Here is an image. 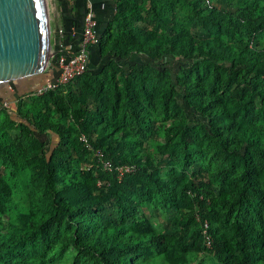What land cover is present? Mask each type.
Returning a JSON list of instances; mask_svg holds the SVG:
<instances>
[{
	"label": "trees",
	"instance_id": "trees-1",
	"mask_svg": "<svg viewBox=\"0 0 264 264\" xmlns=\"http://www.w3.org/2000/svg\"><path fill=\"white\" fill-rule=\"evenodd\" d=\"M114 1L97 68L0 99V264H264V0Z\"/></svg>",
	"mask_w": 264,
	"mask_h": 264
},
{
	"label": "water",
	"instance_id": "water-1",
	"mask_svg": "<svg viewBox=\"0 0 264 264\" xmlns=\"http://www.w3.org/2000/svg\"><path fill=\"white\" fill-rule=\"evenodd\" d=\"M51 20L49 0H0V98L5 103L13 99L3 97V87L43 74L59 54V26L53 30Z\"/></svg>",
	"mask_w": 264,
	"mask_h": 264
},
{
	"label": "crops",
	"instance_id": "crops-1",
	"mask_svg": "<svg viewBox=\"0 0 264 264\" xmlns=\"http://www.w3.org/2000/svg\"><path fill=\"white\" fill-rule=\"evenodd\" d=\"M49 3L50 7L51 5L53 7V10L51 9V23L53 24L54 17V24L62 28L70 26L73 19L81 20L80 24L83 26L82 18H84L85 13L89 9L94 11L99 26L102 28L111 20L116 6L114 0H49ZM70 28L72 32L71 34L68 33V36H66V32L60 34L57 31L56 33V38L60 41L59 50L65 54L73 53L78 48L82 37V31H78L76 26L71 25ZM92 51L93 54L89 65L94 69V67L97 68L99 65L97 47L94 46ZM59 75V68L56 66L52 67L50 64L48 69L41 75L10 83L3 87L1 94L3 97L11 98L14 101L22 93L30 92L45 82L57 80Z\"/></svg>",
	"mask_w": 264,
	"mask_h": 264
},
{
	"label": "built area",
	"instance_id": "built-area-1",
	"mask_svg": "<svg viewBox=\"0 0 264 264\" xmlns=\"http://www.w3.org/2000/svg\"><path fill=\"white\" fill-rule=\"evenodd\" d=\"M63 33V30H60ZM100 40V26L97 18L94 15L92 9L87 10L84 16L82 37L79 41L78 48L73 53H62L59 56L58 67L60 70L59 78L55 81H51L42 86L38 92H45L52 86H56L59 83H66L75 76L81 75L89 67L90 54L93 46L97 45ZM82 139H85L82 136ZM104 167L112 169L110 162H104ZM121 174L124 171H130V167H119ZM210 238L208 245H210Z\"/></svg>",
	"mask_w": 264,
	"mask_h": 264
},
{
	"label": "rangeland",
	"instance_id": "rangeland-1",
	"mask_svg": "<svg viewBox=\"0 0 264 264\" xmlns=\"http://www.w3.org/2000/svg\"><path fill=\"white\" fill-rule=\"evenodd\" d=\"M221 3H222L221 1L218 2V4H221ZM50 8L53 10L52 5H51ZM52 25H53L52 29L54 30L55 27H56L55 24H54V17H53V24H52ZM61 29L63 30V33L65 32V29H64V28L59 27V33H60V34H62V33L60 32ZM134 60H138V57L134 58ZM168 61H171V62H172L170 66H171L173 69H175V70L177 69L178 65L180 64L179 62H177L176 60H173V59H170V60H168ZM49 82H50V81H49ZM33 88H35V87H33ZM6 105H7V106H10V107L12 106V104H11L10 102H7ZM56 140H57V137H56V136H53V141H52V142L54 143ZM53 143H52V144H53ZM52 144H51V145H52ZM159 217H160V220H161L162 222H165V221H164V218H165V217H164L163 214H159ZM164 224H165V223H164ZM165 228H166L168 231L171 230V228H167V227H165Z\"/></svg>",
	"mask_w": 264,
	"mask_h": 264
},
{
	"label": "flooded vegetation",
	"instance_id": "flooded-vegetation-1",
	"mask_svg": "<svg viewBox=\"0 0 264 264\" xmlns=\"http://www.w3.org/2000/svg\"><path fill=\"white\" fill-rule=\"evenodd\" d=\"M85 16V15H84ZM83 22H84V18H82Z\"/></svg>",
	"mask_w": 264,
	"mask_h": 264
}]
</instances>
